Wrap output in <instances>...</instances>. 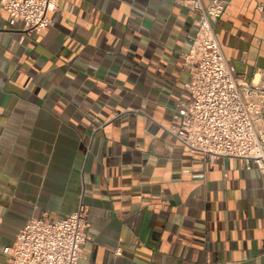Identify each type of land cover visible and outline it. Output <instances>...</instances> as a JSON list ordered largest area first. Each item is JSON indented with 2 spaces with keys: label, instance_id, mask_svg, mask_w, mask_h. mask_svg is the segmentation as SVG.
Segmentation results:
<instances>
[{
  "label": "crops",
  "instance_id": "crops-1",
  "mask_svg": "<svg viewBox=\"0 0 264 264\" xmlns=\"http://www.w3.org/2000/svg\"><path fill=\"white\" fill-rule=\"evenodd\" d=\"M263 9L232 0L215 25L247 81L264 71ZM49 15L21 43L0 7V264L29 219L81 205L78 264H264V177L168 131L191 98L196 15L178 0H58Z\"/></svg>",
  "mask_w": 264,
  "mask_h": 264
},
{
  "label": "built area",
  "instance_id": "built-area-1",
  "mask_svg": "<svg viewBox=\"0 0 264 264\" xmlns=\"http://www.w3.org/2000/svg\"><path fill=\"white\" fill-rule=\"evenodd\" d=\"M178 3L196 15L197 31L185 56L191 66L185 84L191 98L180 104L179 117L168 131L191 151L212 160L240 159L264 177V71L251 81L235 75L215 30L232 0ZM0 7L11 24L24 23L26 34L20 39L24 43L28 33L53 25L49 12L58 9V0H0ZM88 226L84 205L64 218L33 217L3 251L10 264H78L89 238Z\"/></svg>",
  "mask_w": 264,
  "mask_h": 264
}]
</instances>
